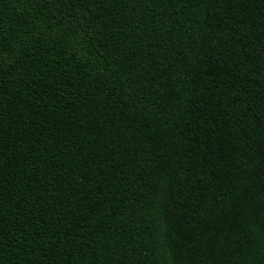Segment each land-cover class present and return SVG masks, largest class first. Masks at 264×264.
I'll list each match as a JSON object with an SVG mask.
<instances>
[{
  "label": "trees",
  "instance_id": "16d2710c",
  "mask_svg": "<svg viewBox=\"0 0 264 264\" xmlns=\"http://www.w3.org/2000/svg\"><path fill=\"white\" fill-rule=\"evenodd\" d=\"M0 264H264V0H0Z\"/></svg>",
  "mask_w": 264,
  "mask_h": 264
}]
</instances>
